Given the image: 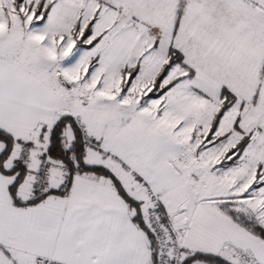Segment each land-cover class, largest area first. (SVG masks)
Segmentation results:
<instances>
[{
  "label": "snow or ice",
  "instance_id": "1",
  "mask_svg": "<svg viewBox=\"0 0 264 264\" xmlns=\"http://www.w3.org/2000/svg\"><path fill=\"white\" fill-rule=\"evenodd\" d=\"M0 264H264V0H0Z\"/></svg>",
  "mask_w": 264,
  "mask_h": 264
}]
</instances>
